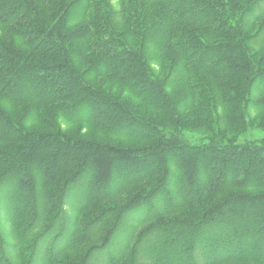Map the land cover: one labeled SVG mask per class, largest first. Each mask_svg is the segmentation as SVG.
Segmentation results:
<instances>
[{
	"label": "trees",
	"instance_id": "trees-1",
	"mask_svg": "<svg viewBox=\"0 0 264 264\" xmlns=\"http://www.w3.org/2000/svg\"><path fill=\"white\" fill-rule=\"evenodd\" d=\"M255 122L264 0H0V264H264Z\"/></svg>",
	"mask_w": 264,
	"mask_h": 264
},
{
	"label": "rangeland",
	"instance_id": "rangeland-1",
	"mask_svg": "<svg viewBox=\"0 0 264 264\" xmlns=\"http://www.w3.org/2000/svg\"><path fill=\"white\" fill-rule=\"evenodd\" d=\"M111 2V7L113 10L117 11L119 8V0H110ZM258 88H260V82L259 80L255 82L253 86V100L257 96L258 93ZM252 97V95H251ZM255 101V100H254ZM214 113H223V111L220 108H217ZM245 113V112H244ZM246 113H257L255 108L252 105H249ZM185 136L190 140V141H197L203 134H201L202 131H197V130H185ZM204 133V132H202ZM235 140L237 142H242V141H247V140H253V141H262L264 140V123L257 124L256 122L251 125L248 124L244 130H242L240 133L236 134ZM72 199L71 201L67 200V204L65 206V217L69 221L73 220L76 216L75 211L72 208ZM70 201V202H69ZM6 204L4 202V196H0V232L4 238V241L6 243L5 248L7 249V253L10 259L12 261L17 260L15 251L13 247H11L15 241V237L12 233V228L11 224L9 222L7 210H6ZM132 218L127 219V223L130 224ZM65 229H70L69 224H64L60 223L57 231V235L55 233L49 234L43 238L39 244H38V258L39 259H45V252H47L50 248H52L55 252V249H57V244L59 243V238L63 236V233L66 231ZM34 234V233H33ZM124 232L120 233L119 235H116V237L113 239V242H111L110 246L107 249H104L103 251H99L96 253L93 257L92 260L89 261L88 264H106L109 255L114 252V249L117 247L119 244L121 238H123ZM59 245V244H58ZM56 247V248H55ZM37 255V252H36ZM232 264H241V262L238 263H232Z\"/></svg>",
	"mask_w": 264,
	"mask_h": 264
}]
</instances>
